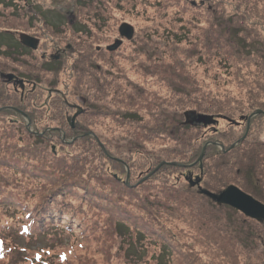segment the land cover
<instances>
[{"label": "rangeland", "instance_id": "rangeland-1", "mask_svg": "<svg viewBox=\"0 0 264 264\" xmlns=\"http://www.w3.org/2000/svg\"><path fill=\"white\" fill-rule=\"evenodd\" d=\"M4 5L13 6L14 11L0 6V28L12 32L11 36H2V39L20 38L25 41V38L37 35L38 47L33 57L42 58L49 64V70H43L29 59L23 61L28 65L29 74L32 69L43 71L37 84L26 83L25 104L33 100L34 104L40 105L38 110L41 111V107L48 106L49 99L58 100L66 104L69 118L77 111L91 110L94 137L112 157L127 160L132 151L131 142L136 144L135 162L124 168L128 177L129 170L134 176L131 183L140 184L136 186V191L131 189L124 192V197L122 194L114 197H122L127 209L133 213L138 206L144 208L143 203L137 204L138 195L141 200L147 199L153 205L163 204L157 207L158 210L154 205L156 211L149 206L152 215L155 216V212L158 214L159 218L155 219L158 225L153 227L151 224L149 234L144 233L141 240L132 244L126 241L128 236L113 237L114 225L120 223V218L112 215L108 206L107 211L99 210L95 212L97 216L82 223L83 214L91 216L89 208L94 202L90 204L89 200L74 195L59 196L55 202L48 201L52 206L49 211L56 213L57 207L62 206L68 210L64 212L66 219L76 216L72 228L75 230V225H81L84 229L75 231L78 233L75 236L84 240V246L90 244V251H95L91 252L94 253L92 256L89 255L90 260H85V255H82L70 258V262L75 264L85 260L87 264L90 261L112 264L111 260L115 259V264H187L183 256L190 253L197 264H264V239L257 236L254 223L241 211L218 203L221 192L234 185L231 182L236 180L233 169L224 165L232 161L233 156L226 151L218 153L225 158L224 162L211 161L214 149L218 151L229 146L226 150H231L237 143L246 145L254 139L252 143L258 142L260 148L253 152L251 165L258 168L264 179V0H251V3L250 0H27L28 6L25 0H10ZM35 14L39 20L37 26L25 27L26 19H35ZM65 20H71L72 25L78 20L90 37H78L69 32V27L58 28L63 31L59 34L49 33L43 23L60 25ZM34 23L30 22L29 26ZM122 24L134 28L130 40L122 34L125 33V27L120 28ZM58 46L62 48L61 52L69 50L61 61L62 55L56 51ZM196 52H200V60ZM185 55L193 58L187 69L196 86L185 82L191 88L174 80L181 77L179 68L183 70L186 64ZM53 60L56 62L51 63ZM7 64L0 58V69L12 67ZM174 67L177 71H172ZM4 77L0 71V98L18 96L19 93L15 94L9 84H4ZM173 88L180 91L178 96L182 104L188 100L182 92L192 91L193 100L203 95L207 97V104L203 107L219 103V106L229 108V115L215 120L212 118L210 123L201 122L202 125L192 126V132L181 133L183 121L185 124L199 123L196 121L197 114H186L187 119L185 107L173 106ZM258 107L263 111L256 110ZM26 116L25 122L13 113L8 118L22 132L23 128L30 126L31 121L27 123ZM80 127L77 137L91 135L82 125ZM178 127L182 128L178 130ZM219 142H223L224 146ZM200 145H203L202 149L197 150ZM247 147L249 145L239 149L244 154L237 159L247 160ZM199 151H202L200 155ZM7 152L1 154L6 159L4 163H14ZM94 152L93 165L102 168L109 164L99 151ZM177 152L187 157L185 164L191 172L170 162L177 160L174 158ZM31 163H36V160ZM212 163L213 168L219 166L220 185L225 184L224 188L214 193L203 188L202 183L206 179L209 185L216 187L214 179L205 174L206 166ZM198 166L204 174L196 178ZM189 173H192L191 178ZM0 174L6 175L7 179L5 185L0 186V194H3L0 195V202H6L7 198V203L11 202L10 198L18 200L28 191L38 193L39 188L46 184L41 183L38 172L21 173L16 166L1 164ZM190 179V189L196 195L187 193ZM116 190L113 193H117ZM197 192L215 202L209 203L214 207L211 208L212 213L206 212L205 206L208 205L197 196ZM259 192L264 193L262 189ZM71 209L75 210L73 214ZM248 221L254 227L247 225ZM13 226L14 223L10 228L13 229ZM132 228L136 230L129 224L130 232ZM161 229L172 235L173 239H163L175 254L168 255L163 251L158 237ZM249 230L253 235L249 234ZM7 231L4 232L6 241L12 249L6 256L9 263L25 261V256L29 255L26 249L18 247H26L28 251L52 248L51 253L69 244L77 247L76 242L69 241L66 233L54 230L38 234L28 241L17 233ZM142 245L149 248L143 256ZM107 247L115 258L104 254L101 248ZM161 251L165 255L163 258L158 254Z\"/></svg>", "mask_w": 264, "mask_h": 264}, {"label": "trees", "instance_id": "trees-1", "mask_svg": "<svg viewBox=\"0 0 264 264\" xmlns=\"http://www.w3.org/2000/svg\"><path fill=\"white\" fill-rule=\"evenodd\" d=\"M9 2L10 0H0V6L4 4V2ZM251 3V0H250ZM194 5V4H193ZM255 6V3H254ZM8 9L10 8L12 11H14L13 6H6ZM36 15V14H35ZM35 19H30V22H35L34 24L29 26V23L27 25V28L36 27L38 24V16H34ZM29 19V17H28ZM47 26V30L49 33L59 34L63 31L57 30L61 27H69L72 34L77 35L78 37L84 36L85 39H88L90 36H88V30H86L82 25L77 22L72 25L71 20L70 21H64L60 25L56 24H48L46 22H43ZM55 25V27H54ZM50 28V29H48ZM54 29V30H52ZM212 29V28H211ZM58 31V32H57ZM0 33L3 36H9L6 31L0 30ZM130 40V39H129ZM142 41V40H141ZM205 43H203L204 45ZM201 46L204 48V46ZM31 50V49H30ZM30 50L28 54H24L21 57L25 59H29L30 62H33L35 64L40 65L43 67V70H49L47 67H49V64L45 63V60L41 59H35L34 52H31ZM228 51L233 52V50L229 49ZM69 52V50L65 51L66 53ZM197 59L200 60L201 55L200 52H196ZM20 57V58H21ZM186 60V68L183 66V70L179 68V72L181 73V77H177V79H174L175 82H179L180 84H183V86L186 84L185 82H189L190 84H194L196 86V83L192 76H190V70L187 69V66H189L191 60L193 59L189 55L184 56ZM61 61V60H60ZM58 61V63L60 62ZM56 61H51V63H55ZM60 65V63H59ZM28 66V65H27ZM36 71L38 69H35ZM34 69H32V72L30 74L21 75L24 78H29L30 80H33L34 84H37V81L42 76V70H38L39 74L36 73ZM172 71H177V67H174ZM34 73V74H33ZM173 75V74H171ZM179 75V76H180ZM48 86H54V85H48ZM172 86V85H171ZM186 86H190L186 84ZM173 87V86H172ZM186 87V88H187ZM176 89V87H174ZM174 91V98H173V106H180L186 108V111L184 112L186 114H197L202 116H211L215 120V118L218 117H227L230 111L229 108H224L222 106H219L218 104L206 106L208 108L203 107V105L207 102V97L202 96L199 98H194L191 92H182L188 100H186V103L182 104V100L178 96V93L180 91ZM195 89V87H194ZM196 90V89H195ZM177 92V93H176ZM197 92H203L201 90H198ZM194 93V92H193ZM177 95V96H176ZM4 99L0 102V108L4 107L5 105H13L17 107L18 109H21L25 111L28 118L31 121L30 127L23 128L22 132L17 129L16 124L10 123L9 116L10 114H14L15 112L13 110L7 109L0 111V165L3 164L6 166H16V170L21 173H25L26 171L38 172L40 175H37L39 177V180H41V183H46L42 185V187L39 188L38 193H31L28 191L27 194L24 196H21L18 200H14L10 198L11 202H0V264H74L73 262H70V258H78L79 256L85 255V260H90V256L93 254L90 251V244L86 247L84 246V240L79 239L75 235H77V232H81L84 228L81 227V225H75V230L72 228V225L74 224L73 218H76L74 215L73 218H67L64 217V212L68 211L66 209H63L62 206L57 207V212L53 213L52 211H49V208L52 209V206L48 204L47 202H52L57 199L59 200V196L62 198H65L67 195H74L77 198H84L89 200L90 204L94 205L90 207L89 209L92 210L90 212V215L83 214V221L82 223H87L88 219L92 216H97L95 212L100 211H107V206L111 209L112 215H117L120 218V223H115L114 227V235L113 237L118 238H125L128 236V239L126 241L131 242L132 244H135L137 240H141L140 237L144 235V233L149 234L150 228L152 226H157V222H155V219H158V214L155 212V216L151 213V208H153V211L158 210L157 207L163 206L162 203L154 204L156 206V210L154 209V205L152 202L148 201L147 199L141 200V197L138 195V198L136 197L137 204L143 203L144 208L136 209V213H133L131 210L127 209V204H124V201L121 200L122 197H114L117 196L116 194H122L124 197L125 191H131L133 189L136 191V183H131V180L133 179V174L130 173L129 170V177L127 176V171L125 170V166L130 165L131 162H135V150H136V144L131 142L132 151L127 155V160L119 159L118 157H112L111 153L106 150L105 146L103 148L99 144V139H97L95 136V131L92 130V120H91V110L85 109L82 112L78 114V117L75 119L74 128L71 127L70 123L68 122L67 118V108L66 104L61 103L60 101L56 100L53 101L49 99L48 106L41 107V111L38 110L39 104H34L33 100H30L28 104H25V100H20L19 95L17 96H8L3 97ZM85 101V100H84ZM86 102V101H85ZM188 102V103H187ZM39 105V106H38ZM37 107V108H36ZM262 107V106H260ZM188 108V110H187ZM190 109V110H189ZM256 110H261V108H257ZM263 111V110H261ZM251 114V113H250ZM184 115V114H183ZM19 118L24 121L22 117L19 116ZM229 119V117H228ZM83 121V122H82ZM210 121H206L210 123ZM25 122V121H24ZM202 122V123H206ZM184 126L181 130V133H190L192 132L193 127L192 126H199L202 125L201 122H198L199 124H188L182 122ZM80 125H82L85 129V131L90 132L91 135H82L80 137H77V134L79 133V130H81ZM19 126V125H17ZM182 127H178V130ZM31 130V131H30ZM34 130H36V134L34 133ZM40 132H43V135L40 134ZM65 133V138L62 139L61 134ZM94 135H93V134ZM246 140V138L244 139ZM254 141V139H252ZM252 141V142H253ZM246 143V145H249L248 152L247 153V160H241L237 159V156H241L244 153L239 152L240 148H244L246 146L245 144L240 145V143H237L231 150L224 149H214L213 156L211 158V161L214 163H220L224 162L225 158L218 156V153L223 154L226 151L233 156L232 161L229 160V163L224 164L227 168H232V173L235 174L236 180H233L231 183L239 187L244 192L252 195L257 200L264 203V193H260L259 189H262L264 191V179L262 174L259 173L258 168L251 165L253 163L252 155L254 156V151H257V147H259V143L256 142L253 143ZM222 143L224 146L223 142ZM234 143V142H233ZM216 145V144H215ZM262 145V143H261ZM183 147L186 148V145L183 144ZM203 145L198 146L197 150H201ZM219 147V146H218ZM139 148V147H137ZM260 148V147H259ZM7 153H10L9 156L11 157L12 161L14 163H4L6 159L4 156H1L2 153L7 151ZM95 150L99 151L104 158H106L109 162V164L106 166H102V168L97 167L96 165H93L94 160V154ZM125 148L123 149V151ZM126 153V151H124ZM202 152V151H201ZM201 152H198V155L201 154ZM174 154V153H173ZM219 154V155H220ZM122 155H124L122 153ZM36 156V157H35ZM96 156V155H95ZM199 157V156H198ZM257 158V155H255ZM118 158V159H116ZM174 158L177 160L170 161L171 163L175 164L177 167L180 168H187L189 172L190 168H188V164L186 165V159L187 157L180 152L175 153ZM23 159V160H20ZM36 160V163H31L32 160ZM231 159V157H230ZM111 161V162H110ZM248 162H250L248 164ZM16 164H19L18 166ZM120 165V166H119ZM135 165V164H134ZM213 163L211 165H207V171L205 172L210 175L211 178L214 179V184L216 187L214 188L212 185H209V183L206 181V179L202 180V183L204 185L203 188L207 189L210 192L214 191H220L221 188L225 187V184L220 185V175L217 173H220V169L218 170L219 166L217 168H213ZM212 166V168H211ZM127 168V167H126ZM186 170V169H185ZM211 170V171H210ZM210 171V173L208 172ZM223 171V170H222ZM221 171V172H222ZM194 172V171H193ZM251 173L253 175L251 176ZM192 173H189V176L191 178ZM204 170L201 169L200 166H198V172L195 173L196 178H199L198 175H201L203 177ZM136 178V176H135ZM134 178V179H135ZM6 175L0 174V186L5 185L6 181ZM196 180V179H194ZM251 180V181H250ZM192 180L190 179L188 182V192L190 194H195L193 190L190 189ZM219 184V185H218ZM117 189V190H116ZM78 190L81 193H78ZM118 191L117 193H113V191ZM123 190V191H122ZM76 191V192H75ZM136 193V192H135ZM186 193V194H187ZM3 195V194H0ZM127 195V194H126ZM196 195V194H195ZM197 196H199L200 199L204 200L205 203H207L208 206L206 212L212 213L211 208L212 204L209 203H215L212 199L207 197L206 195L197 192ZM134 197V198H135ZM3 198V197H1ZM46 201V202H45ZM147 202V203H146ZM58 205V204H57ZM150 206V207H149ZM154 206V207H153ZM218 207V206H217ZM104 209V210H102ZM216 209V206H215ZM100 210V211H99ZM167 210V209H166ZM105 211V212H106ZM169 211V210H167ZM236 211V210H235ZM70 212L73 214L75 210L71 209ZM85 212V211H84ZM107 213V212H106ZM109 214V213H107ZM241 214V213H240ZM152 215V216H151ZM158 217V218H157ZM245 218V217H244ZM248 220L252 223H254L256 227V231L258 232L257 236L260 235V238L264 239V220L257 221L251 218H248ZM247 225L250 227H254L250 224V222ZM12 223H14L13 229ZM129 224L136 227L132 228V232L129 230ZM119 228V229H118ZM160 228L157 229L159 232ZM254 229V228H253ZM8 230V231H7ZM58 231L60 233H66L69 236L70 242H76L77 247H74L73 244H69L67 246H62L63 249H59L57 252L51 253L53 251L52 248H39V250H31L28 251L26 247H18L19 249H26V252L29 254L28 256H25V261H20L16 263H9L6 261V256L12 252L11 247L8 245V242L6 241V231L7 232H14L17 233L19 236H22L27 241L30 238H36L35 236L38 234H41L43 232L48 231ZM75 231H77L75 233ZM5 232V233H4ZM109 232V231H108ZM106 232V234H108ZM143 233V234H142ZM159 241L162 242V249L165 253L170 255V253L175 254V251L170 248L168 245V242L163 239H173L171 234L168 231H164L161 229V233H159ZM249 234L253 235V232L249 230ZM71 236L73 237L71 239ZM75 236V237H74ZM246 236V235H244ZM247 237V236H246ZM256 238V236H255ZM163 239V241H162ZM136 240V241H135ZM158 240V239H157ZM125 241V244H126ZM95 243H97L95 241ZM168 244V245H166ZM250 244L252 242L250 241ZM143 246V245H142ZM61 247V246H60ZM59 248V247H58ZM88 248V250H87ZM104 251V254H106L107 257L113 256L114 254H111L110 247L107 248H101ZM123 250V249H121ZM33 251V252H32ZM143 256L144 254L149 252L148 246H143ZM159 252V256L162 255V258L165 256L164 252ZM32 252V254H31ZM125 252V250H124ZM178 253H180V250H177ZM126 254V253H125ZM188 255L183 256L185 262L187 264H197L196 259L191 255L190 253H187ZM90 255V256H89ZM115 258V257H114ZM5 259V261H4ZM85 260L80 261L79 263L75 264H87L84 263ZM115 259L111 260L112 264H115ZM27 262V263H26ZM88 264H95L93 261H90ZM105 264V263H104ZM186 264V263H185Z\"/></svg>", "mask_w": 264, "mask_h": 264}, {"label": "flooded vegetation", "instance_id": "flooded-vegetation-1", "mask_svg": "<svg viewBox=\"0 0 264 264\" xmlns=\"http://www.w3.org/2000/svg\"><path fill=\"white\" fill-rule=\"evenodd\" d=\"M20 1H22V0H20ZM25 3L27 5V0H25ZM2 6L6 7V6H11V5L5 6L3 4ZM34 10H36V9H34ZM25 22L26 23L24 24V26L27 27V25L29 23V19H26ZM0 30L6 31L9 36H11V34H12V32H10L7 29L0 28ZM2 36L3 35L0 33V58L3 59L4 62H7L8 66H10V65L12 66V67H9L5 70L0 69V71L3 72V75L5 76L4 77L5 83L4 84H9L8 86H10L12 88V91L15 94L18 92L20 100L22 101L23 99L25 100V98L27 96L25 94V92H28V90L26 91V89L24 91V87H25L26 83L28 85H33L34 82H33V80H30L29 78L22 77L23 75H25L29 72H28V68H27V63L23 62V61H26L27 59L22 58L21 56L24 54H28L29 53L28 50H30V49L32 50V51L30 50L31 52H35L34 50L38 47L37 43H38L39 37L37 35L36 36L33 35L31 38L28 37V38H30V40H27L28 38H25V41H24V39H20V38L10 39V38L5 37V39H2ZM61 49L62 48H60L59 46L56 49V51L58 52V55H62L61 56L62 58H60V60H62L65 57V55H64L65 51L61 52ZM59 52H60V54H59ZM36 72H38V70ZM4 107H6V108H1V109L2 110L3 109L4 110H7V109L13 110L15 112L14 113L15 115H19L20 117L25 119V117H24V116H26L25 111L18 109L17 107H15L13 105H11V106L5 105ZM26 118H28V116H26ZM28 122H29V119H28L27 123ZM30 124H31V122H29V125ZM34 133L35 134L37 133L36 130H34ZM40 134L43 135V132H40ZM62 134H64V133L62 132Z\"/></svg>", "mask_w": 264, "mask_h": 264}, {"label": "water", "instance_id": "water-1", "mask_svg": "<svg viewBox=\"0 0 264 264\" xmlns=\"http://www.w3.org/2000/svg\"><path fill=\"white\" fill-rule=\"evenodd\" d=\"M125 27V33L122 32L128 39L132 38L134 33V28L129 24H122L120 28ZM2 110V109H0ZM80 111H77L71 118H68V121L71 127H74V121L76 115H78ZM188 119V115H186ZM211 116H202L197 115V122H206L210 121ZM223 147V146H221ZM128 176V175H127ZM219 204L225 203L239 211H241L246 217L262 221L264 220V204L254 198L252 195L244 192L236 185H229L226 187L220 194V199L218 200Z\"/></svg>", "mask_w": 264, "mask_h": 264}, {"label": "bare ground", "instance_id": "bare-ground-1", "mask_svg": "<svg viewBox=\"0 0 264 264\" xmlns=\"http://www.w3.org/2000/svg\"><path fill=\"white\" fill-rule=\"evenodd\" d=\"M69 118V117H68ZM68 118H67V120H68ZM29 119V118H28ZM30 120V119H29ZM69 122V121H68ZM75 123V122H74ZM72 128H74V127H72Z\"/></svg>", "mask_w": 264, "mask_h": 264}]
</instances>
